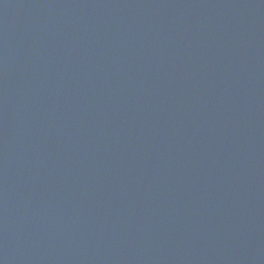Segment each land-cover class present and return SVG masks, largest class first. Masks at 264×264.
<instances>
[{"label":"water","instance_id":"95a60500","mask_svg":"<svg viewBox=\"0 0 264 264\" xmlns=\"http://www.w3.org/2000/svg\"><path fill=\"white\" fill-rule=\"evenodd\" d=\"M0 264H264V0H0Z\"/></svg>","mask_w":264,"mask_h":264}]
</instances>
